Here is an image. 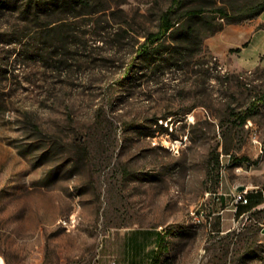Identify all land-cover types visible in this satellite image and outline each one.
<instances>
[{"label":"rangeland","instance_id":"374dc122","mask_svg":"<svg viewBox=\"0 0 264 264\" xmlns=\"http://www.w3.org/2000/svg\"><path fill=\"white\" fill-rule=\"evenodd\" d=\"M6 1L1 264H264V0H185L190 55L126 85L172 0Z\"/></svg>","mask_w":264,"mask_h":264},{"label":"trees","instance_id":"16d2710c","mask_svg":"<svg viewBox=\"0 0 264 264\" xmlns=\"http://www.w3.org/2000/svg\"><path fill=\"white\" fill-rule=\"evenodd\" d=\"M89 0H15L14 5L19 6L25 14H32L36 19L45 11L53 8H65L67 6H86ZM6 0H0V7L6 5ZM185 0H172L171 7L164 10L160 14L159 23L156 30H152L143 34V40H138L134 45L135 56L133 61L127 63L123 72L118 76L117 85H126L133 80L141 79L143 71L152 67L154 72L165 69L164 62L170 63L171 61L182 60L190 55L192 51V43L194 41V29L191 25L182 24L181 20L176 19V15L184 6ZM7 2V6H9ZM251 12L244 18H250L260 11L264 10V2L251 6ZM220 13L223 16L229 17L227 10L220 8ZM187 16L196 18L202 16L204 13L201 10L193 9L188 10ZM85 14V13H82ZM77 16V15H75ZM48 25V24H47ZM248 43H244L243 47ZM241 47L235 49L240 51ZM246 118L243 119L245 121ZM158 121V120H156ZM217 166L220 161L217 157ZM164 239L163 234L157 233V240ZM160 247V245H159Z\"/></svg>","mask_w":264,"mask_h":264},{"label":"built area","instance_id":"2783aa9c","mask_svg":"<svg viewBox=\"0 0 264 264\" xmlns=\"http://www.w3.org/2000/svg\"><path fill=\"white\" fill-rule=\"evenodd\" d=\"M236 201H237V203H240V204H246V203H248V198H247L246 194L239 193L237 195ZM64 223L65 224L67 223L66 220L64 221Z\"/></svg>","mask_w":264,"mask_h":264},{"label":"bare ground","instance_id":"6f19581e","mask_svg":"<svg viewBox=\"0 0 264 264\" xmlns=\"http://www.w3.org/2000/svg\"><path fill=\"white\" fill-rule=\"evenodd\" d=\"M0 264H1V262H0Z\"/></svg>","mask_w":264,"mask_h":264},{"label":"water","instance_id":"95a60500","mask_svg":"<svg viewBox=\"0 0 264 264\" xmlns=\"http://www.w3.org/2000/svg\"><path fill=\"white\" fill-rule=\"evenodd\" d=\"M242 189V188H241Z\"/></svg>","mask_w":264,"mask_h":264}]
</instances>
